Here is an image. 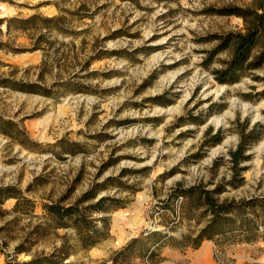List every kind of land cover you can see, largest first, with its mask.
Returning <instances> with one entry per match:
<instances>
[{
	"label": "rangeland",
	"instance_id": "1",
	"mask_svg": "<svg viewBox=\"0 0 264 264\" xmlns=\"http://www.w3.org/2000/svg\"><path fill=\"white\" fill-rule=\"evenodd\" d=\"M261 2L0 0V191L18 195L0 197V264L28 262L61 247L71 255L64 260L69 264H264L263 238L205 240L197 248L169 244L152 257L145 256L148 241L114 263L150 231L174 239L199 233L207 218H184L182 197L170 201V195L178 183L209 182L208 169L218 158L227 161L243 128L259 137L241 165L244 183L217 198H264V61L239 82L219 84L213 72L231 52L212 54L219 38L246 32L241 16L223 10L260 13ZM263 50L264 41L253 57ZM161 95L170 105L153 103ZM175 107L179 111L171 113ZM220 129L223 141L201 151L206 134ZM67 144L83 151L67 154ZM199 151L204 157L194 161ZM217 173L215 182L229 179L230 166L220 161ZM98 185L105 189L94 202L107 197L122 208L93 214L97 223L108 218L109 232L86 250L76 230L57 228L44 206L68 207Z\"/></svg>",
	"mask_w": 264,
	"mask_h": 264
},
{
	"label": "trees",
	"instance_id": "2",
	"mask_svg": "<svg viewBox=\"0 0 264 264\" xmlns=\"http://www.w3.org/2000/svg\"><path fill=\"white\" fill-rule=\"evenodd\" d=\"M260 13L250 9L241 10H223L226 15L241 16L246 24L245 33H230L224 37L219 38L220 45L218 49L212 54H218L221 51L229 50L231 52V59L225 63L220 70L214 71L215 80L219 84L233 85L239 82L247 71L259 68L264 61V50L258 56L253 57L254 50L264 41V0L259 6ZM22 91L29 93H38L34 89H29L27 86H22ZM170 99L166 95L158 96L152 99L153 103L160 106L170 105ZM209 109H212L211 107ZM195 122V119L192 120ZM180 124L184 119L180 118ZM256 131L246 133L243 128L240 132V143L236 150L229 152L227 161L224 157L218 158L214 161L213 166L208 169L210 173V181H199V183L184 188L183 184L178 183L173 193L170 195V201L174 198L183 199V213L184 218L188 220H195L196 213H200V218H207L204 227L196 235H184L181 239H174L173 237L161 233L150 231L145 238H136L126 248L119 252L114 263L122 262L127 259V256L134 255L136 248L143 243L153 241L145 251V256L152 257L157 250L168 246L175 248L199 247L205 240H213L221 243H235V242H254L259 238L264 239V198L251 199H226L219 200L217 196L224 194L230 188H239L244 183L243 172L245 168L241 165L251 159V155L247 154L251 149L253 143L259 140L256 136ZM210 130L206 137H210L206 144L216 146L223 141V131L220 129L212 135ZM67 154L76 155L81 153L83 149L79 144L62 145ZM203 154L199 151L191 158L194 161H199L203 158ZM220 161L226 162L230 166V178L222 177L218 182V169ZM109 181H114L108 179ZM209 185H214L213 189H208ZM104 185L95 186L94 189L86 192L79 200L72 205L65 207L59 204H50L44 206L46 214L53 220L57 228H73L77 232V238L81 248L90 250L104 241L109 232L108 218L102 216L97 220L92 219L93 214L108 213L109 209L122 208L117 204V201L108 199L107 197L100 198L94 202L97 195L102 191ZM5 199L18 198L16 194H5L0 191ZM167 202V206L170 207ZM197 218V223H201L202 219ZM262 235H259V231ZM144 239V240H143ZM140 255V254H138ZM71 255L65 251L64 247L56 250L48 256L35 257L28 262L14 263V264H69L64 263L66 258Z\"/></svg>",
	"mask_w": 264,
	"mask_h": 264
},
{
	"label": "bare ground",
	"instance_id": "3",
	"mask_svg": "<svg viewBox=\"0 0 264 264\" xmlns=\"http://www.w3.org/2000/svg\"><path fill=\"white\" fill-rule=\"evenodd\" d=\"M244 108L246 109V110H250L251 108H254L253 106H251V105H249V104H244ZM169 111V110H168ZM171 111V113H173V112H178L179 111V108L178 107H175V108H173L172 110H170ZM170 111H169V113H170ZM256 112H257V117L258 118H261L262 116L258 113V110L256 109ZM228 116H231L232 114L229 112L228 114H227ZM224 121H225V117H222L217 123L218 124H221V123H224ZM259 149L260 150H264V143H262L260 146H259ZM139 216V215H138ZM139 219V218H138ZM138 219H130L131 220V226H132V228H136V229H139L140 227L139 226H137L136 224L139 222L138 221ZM137 226V227H136Z\"/></svg>",
	"mask_w": 264,
	"mask_h": 264
},
{
	"label": "water",
	"instance_id": "4",
	"mask_svg": "<svg viewBox=\"0 0 264 264\" xmlns=\"http://www.w3.org/2000/svg\"><path fill=\"white\" fill-rule=\"evenodd\" d=\"M214 157V156H213Z\"/></svg>",
	"mask_w": 264,
	"mask_h": 264
}]
</instances>
